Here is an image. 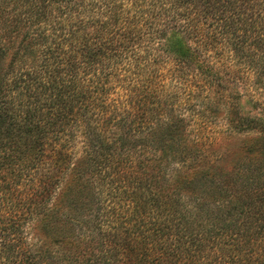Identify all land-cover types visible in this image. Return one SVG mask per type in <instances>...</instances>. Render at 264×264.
<instances>
[{
	"label": "trees",
	"instance_id": "obj_1",
	"mask_svg": "<svg viewBox=\"0 0 264 264\" xmlns=\"http://www.w3.org/2000/svg\"><path fill=\"white\" fill-rule=\"evenodd\" d=\"M17 42L48 78L0 102V264H264V0H0Z\"/></svg>",
	"mask_w": 264,
	"mask_h": 264
},
{
	"label": "rangeland",
	"instance_id": "obj_2",
	"mask_svg": "<svg viewBox=\"0 0 264 264\" xmlns=\"http://www.w3.org/2000/svg\"><path fill=\"white\" fill-rule=\"evenodd\" d=\"M15 46L16 47H14L13 50L10 49V51L7 53L3 54L2 52H0V87L2 86L3 88L8 86L11 89L10 93L6 95L7 98H5V95H2V91L0 92V102L6 100L7 102L11 103V105L8 106L6 110L9 116L8 119L11 120L13 118V122L18 124L20 123L21 118L25 117L24 114H26L28 110L33 109L36 103L34 94L35 92L38 93V91L36 90L38 85L40 84L39 82L46 84L45 80L48 78V76L45 69H43L41 65L35 63V59L33 57L24 55V58H21L22 61L20 63L18 61L17 63V61L15 60V54H17L18 42ZM42 70L43 73L41 72ZM37 76L43 77V79L33 83L34 78ZM21 79H24L26 83H21L24 82ZM18 85L23 87L27 86L32 89H30V92H28L27 96H24L20 93L23 92V90L21 91ZM0 106L3 107L2 104H0ZM18 126L20 125L18 124ZM8 142V140L3 141V144H6ZM246 142V138L242 136H218L214 140V145L211 148V150L213 151V159L209 162H215L216 160L217 162H219L221 170H223L222 174H231L233 172V166L237 163V161L242 160L244 156V154L240 152V149H242ZM30 148L33 150L35 146L31 145ZM34 152H36V148L34 149ZM81 152L82 150L80 147L79 154H81ZM87 221L94 222L95 220L92 221L88 219ZM30 226V223L26 222L25 239L28 241H32L34 244L38 243L43 239V234L40 230L33 232L32 230H30ZM92 239L94 240V243L91 246H87L86 244L91 242ZM98 243V235L84 238L81 240V243H79L78 251L86 254V256L87 254H90V256L92 257L93 252H95L96 254L99 251ZM119 252L120 254H124L122 250ZM86 258L88 259L89 257ZM120 259H124L122 255H120Z\"/></svg>",
	"mask_w": 264,
	"mask_h": 264
}]
</instances>
